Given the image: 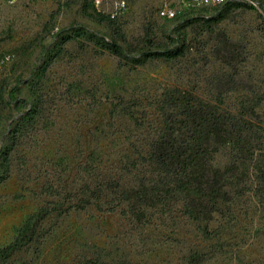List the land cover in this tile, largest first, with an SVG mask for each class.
Wrapping results in <instances>:
<instances>
[{
    "label": "rangeland",
    "instance_id": "1",
    "mask_svg": "<svg viewBox=\"0 0 264 264\" xmlns=\"http://www.w3.org/2000/svg\"><path fill=\"white\" fill-rule=\"evenodd\" d=\"M124 1L113 20L127 55L179 41L183 54L132 64L75 34L82 28L113 38L97 12L111 10L114 0L98 6L94 0H0V176L7 174L0 183V246L28 214L53 200L61 208L44 221L43 236L10 264H264L257 152L236 171L230 200L207 232L169 196L140 219L121 211L116 193L64 211L89 197L96 183L131 177L167 87L190 89L235 113L258 104L252 123L264 158V12L257 0L253 8L231 7L211 29L187 20L222 4ZM164 6L174 11L172 18L158 14ZM12 89L28 103L12 101ZM232 160L234 152L224 147L212 163L222 168Z\"/></svg>",
    "mask_w": 264,
    "mask_h": 264
},
{
    "label": "trees",
    "instance_id": "2",
    "mask_svg": "<svg viewBox=\"0 0 264 264\" xmlns=\"http://www.w3.org/2000/svg\"><path fill=\"white\" fill-rule=\"evenodd\" d=\"M264 12L263 0L256 1ZM243 5L253 8L249 1L229 0L209 16L191 17L188 23L201 21L207 29L225 18L231 7ZM100 19H107L114 32L113 38H106L91 31L78 28L75 34L86 37L101 51H107L132 64H142L149 59L170 60L181 56L185 50L183 41L161 49H140L135 55H127L118 41L126 42L120 27L107 15L97 12ZM72 36L63 38L67 41ZM9 91L12 101L27 104ZM242 106L236 113L224 109L219 103L207 101L192 90L180 86L164 89L156 102L158 114L153 133L146 140L138 154V161L131 177L125 182L96 183L92 194L82 202L64 209H82L94 201L105 202L116 193L117 204L123 213L140 219L155 205H164L166 196L173 198L189 218L204 223L203 232L220 206L230 200L235 184L236 171L251 159L255 153L258 179L264 180V158L261 142L253 126L254 108ZM246 107V108H245ZM130 119L131 112L124 110ZM261 145V146H260ZM227 147L234 152V160L222 168L212 163L213 154ZM131 173V172H130ZM7 174L0 176V183ZM115 187V188H114ZM115 191V192H114ZM61 208V203L49 201L28 214L18 226L13 238L0 246V264H10L11 259L23 249L37 242L44 232L43 223ZM86 264H113L102 260H87ZM115 264H134L118 261Z\"/></svg>",
    "mask_w": 264,
    "mask_h": 264
},
{
    "label": "built area",
    "instance_id": "3",
    "mask_svg": "<svg viewBox=\"0 0 264 264\" xmlns=\"http://www.w3.org/2000/svg\"><path fill=\"white\" fill-rule=\"evenodd\" d=\"M193 1L195 3L200 4V5L207 6V5H214V4H224L225 2H227L229 0H193ZM240 1L251 2V0H240ZM94 4L96 6H98L99 4H102V0H94ZM112 6H113L112 9L107 11V12H104L103 10H98V12H101V13H103V14H105V15H107L113 19L117 16V13L119 11H121L125 8L126 3L124 0H114ZM158 14L164 18H172L174 16V11L167 6H164L158 10Z\"/></svg>",
    "mask_w": 264,
    "mask_h": 264
}]
</instances>
